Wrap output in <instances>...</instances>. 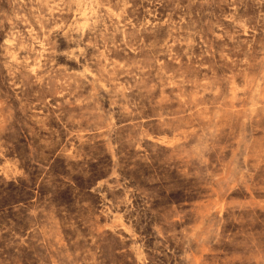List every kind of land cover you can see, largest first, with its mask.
<instances>
[{"label":"rangeland","instance_id":"1","mask_svg":"<svg viewBox=\"0 0 264 264\" xmlns=\"http://www.w3.org/2000/svg\"><path fill=\"white\" fill-rule=\"evenodd\" d=\"M0 264H264V0H0Z\"/></svg>","mask_w":264,"mask_h":264}]
</instances>
